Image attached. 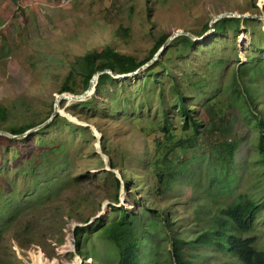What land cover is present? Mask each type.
Segmentation results:
<instances>
[{
  "label": "rangeland",
  "instance_id": "obj_1",
  "mask_svg": "<svg viewBox=\"0 0 264 264\" xmlns=\"http://www.w3.org/2000/svg\"><path fill=\"white\" fill-rule=\"evenodd\" d=\"M67 1H1L0 106L6 107L7 113L0 115V130L47 120L69 75V85L74 89L69 93H83L86 87L77 61L79 56L112 47L142 60L162 33L179 30L203 36L198 44L204 46H196L184 58L168 50L164 58L172 56V60L168 62L169 72H158L160 82L145 77V69L95 90L87 98H92L90 107L80 104L82 101H60L65 114L99 130L101 149L104 141L108 153L103 152L110 165L126 175L127 188L121 186L118 203L114 201V181L104 172V157L97 152L98 139L91 127H70L60 121L42 133L36 134L39 129L11 138L16 140L13 143L3 138L5 135L0 136V264H115L118 247L88 228L79 254L82 259L75 260L74 224L87 227L86 218L98 214L105 203H109L102 215L105 218L113 204L130 211L143 204L152 209L145 213L147 219L167 213L175 223L174 232L192 239L204 228L196 218V210L204 209L208 216H214L241 193L257 197L264 193L256 147L262 129L256 118L260 113L255 109L261 107L264 111V19L251 18L250 27L241 25L237 32L230 29L218 34L212 27L205 30L213 17L224 12L264 14V0ZM220 59L224 61L218 63ZM241 64H246L242 81L256 82L253 114L236 99L239 92L234 89L233 76ZM179 81L184 83L182 91L188 93L186 101L194 117L205 124L209 116L204 104L208 100L218 101V107H223L234 123L231 136L242 139L232 167L235 181L221 191V170L209 159L207 145L200 144L171 154L176 157V164L183 159L189 168H182L184 172L171 180L165 190L156 192L157 176L152 162L157 158L158 140H167L170 130L175 135L172 142L191 134L184 128L186 116L177 98L175 87ZM194 82L198 84L192 86ZM241 89L245 92L243 84ZM61 143L66 147L65 162L47 178H39L45 184L62 182L59 191L47 199L44 189L33 191V177L26 184L27 177L18 172L16 164L41 153V148L47 150ZM8 184L15 186L18 201L6 194ZM37 195H41L42 201ZM16 208V216L8 217ZM260 238L257 245L264 246V234ZM170 244L163 240L160 248L167 250ZM201 251L202 258L207 257L201 263H215L217 256H213L211 248ZM89 255L92 257L87 258ZM222 256L220 264H240L230 253ZM143 257H148L145 250Z\"/></svg>",
  "mask_w": 264,
  "mask_h": 264
},
{
  "label": "trees",
  "instance_id": "obj_2",
  "mask_svg": "<svg viewBox=\"0 0 264 264\" xmlns=\"http://www.w3.org/2000/svg\"><path fill=\"white\" fill-rule=\"evenodd\" d=\"M252 21L253 19L251 18L223 17L214 24V31L218 34L227 33L230 29L237 32L241 29V25H246L247 28L250 27ZM209 28L210 26L207 25L205 30ZM262 33L264 32L262 31ZM169 35V33H162L151 48L149 54L142 60H139L133 55L121 53L112 47H106L102 51L94 50L83 56H79L77 61L79 63L80 72L83 75L85 89H87L90 79L98 70L108 68L117 73L137 70L154 56ZM198 45V42L194 41L189 36H177L163 51L160 56H163V58L157 59L150 65L144 76H150L160 82V78L157 76L158 72L162 70L169 72L168 66L172 60V56L167 59L164 58L168 50H171L173 54L178 52V57L184 58L186 53L189 56ZM203 46L202 44L199 45L200 48ZM221 61L223 62L224 60L220 59L218 63ZM245 65L246 64H241L237 71H235L233 84L234 89L239 92V98L236 99L240 102L242 101L244 107H247L253 114V96L256 82L253 81L246 84L242 81V69ZM70 79L71 77L69 75L68 79L60 88V93L74 91L69 85ZM109 82H117V79L113 78L107 72L102 73L99 76L96 92L101 90L102 87ZM183 84V82L179 81L175 89H177L180 109L186 116L184 128L189 129L191 134L186 138L172 142L175 136L173 131H169L165 127H162L163 131L169 132L167 134V140H158L157 158H154L152 162L153 172L157 176L156 192L158 190H165L171 180H174L178 174H182L181 172H184V169L189 168L188 162L183 159H180V163L176 164L174 160L176 157H171V154L173 155L177 149H183V151H185L195 148L200 144L207 145L210 156L209 159L221 170L219 180L220 182L222 180L224 181V186L217 185L221 186L220 188L218 187V190L221 191V188H225V186L231 185V181H235V174H232V167L237 158L242 139L236 135L231 136V134L234 133V123H232L229 115L224 112L225 109L223 107H218V101L212 102V100H208L207 103L210 101L211 103L204 104V106H207V113L209 116L205 124L203 120L194 117L190 113L192 111L186 101L188 93L187 91H182L184 90ZM197 84L198 82L191 83L192 86ZM242 84L243 87H245V92L241 89ZM91 99L92 98L82 101L80 104L90 107L92 105ZM251 100L252 102H250ZM259 108L261 107L255 108L260 113L259 117L256 116V118L260 130L262 129L257 142L258 146L256 144L259 155L257 164L262 168V175L264 176V117L263 115L261 116V113H264V111L262 112V109ZM6 113V107L0 106V115L5 116ZM45 120L43 119L40 122L31 121L20 126H12L9 127L8 130L14 134H20ZM60 121L70 127L89 128L73 123L67 117L57 114L51 123H49L51 124L50 126L42 127L36 134L44 132L53 125L59 124ZM0 136L2 137L3 135ZM3 138H6L11 143L16 141L6 136ZM103 142L104 141H102L103 151L108 153ZM170 143H172L171 147H169ZM65 152L66 147L64 143L53 145L47 150L41 148V153L31 155L27 159L16 164L18 170H20L18 172L26 175V184H29V178L33 177V191L37 192V189L41 191L44 189L48 199L53 193L59 191L58 188L62 182L55 181L52 183L48 181V183L45 184L39 180V178L44 176L47 178L48 174L51 173L55 167L62 165L65 162ZM177 160H179L178 157ZM104 172L106 175L112 176L116 187L114 201L118 203L122 186L121 179L112 171L106 170ZM122 177L127 188L128 180L126 175L123 173ZM6 194L18 201L15 186L8 184ZM37 198L39 201H42L41 195H37ZM224 206L225 205H223L214 216H208L207 210H196V218L203 223L204 228L200 229V231L195 234L194 238L185 239L174 232L175 223L170 219L167 213L160 212L157 213L156 218L147 219L145 213H149L148 210L152 209L145 208L143 204L138 210L134 211L113 204L110 205L111 212L108 217L95 219V223L90 228V225H87V227L77 226L75 228L74 234L77 240L76 249L78 254H82V246L86 238L84 231L88 228L102 234L104 238L115 243L119 250V258L115 264H204L201 263V261L207 257L202 258L204 253L201 249L207 248H211L215 254L213 256H217L214 264H220L223 258L222 255L225 252L232 254L240 264H264V246L257 245L258 239L264 234V193L259 197L241 193L230 204L226 207ZM17 211L18 208L13 209L12 212L8 214V217L16 216ZM90 218L91 217L86 218V223ZM258 230H261V232L257 233ZM170 231H172L173 234L170 233ZM158 237H160V239H158ZM163 240H169L171 242L167 250L160 248V243ZM144 250L148 252L147 258L143 257ZM90 257L92 256H87V258Z\"/></svg>",
  "mask_w": 264,
  "mask_h": 264
},
{
  "label": "water",
  "instance_id": "obj_3",
  "mask_svg": "<svg viewBox=\"0 0 264 264\" xmlns=\"http://www.w3.org/2000/svg\"><path fill=\"white\" fill-rule=\"evenodd\" d=\"M223 17H239V18H259V19H264V14H260V15H256V14H245V13H236V12H224L221 14L216 15L215 17H213L210 21V27L214 28V24L221 18ZM179 35H186L189 36L191 39H193L194 41H200L202 40L204 37H198L196 36L194 33L187 31V30H179V31H175L173 33H171L169 35V37L166 39V41L163 43V45L157 50V52L154 54V56L145 64H143L142 66H140L137 70L132 71V72H126V73H117L111 69H104V70H98L96 71V73L92 76V78L90 79L89 85L87 87V89L80 94H71L68 91L67 92H61L62 94L58 95L56 97L55 103H54V110L51 114V116L43 121L42 123L33 126L29 129H27L25 132L20 133V134H14L10 131H5V130H0V135H5L7 137L10 138H17V137H21V136H27L35 131H38L39 129H41L42 127L46 126L47 124H49L53 118L57 115V114H62L65 115L66 117H68L70 120H74L77 121L78 123H80L81 125L84 126H88L91 127L94 131V135L97 137L98 142H97V152L102 153L103 157H104V161H105V167L104 170H109V171H114L116 173V175L121 179L122 182V187L124 186V180L122 177V173L118 170L115 169L114 167H112L109 163V157L102 151L101 149V140H102V135L100 134L99 130L93 126L90 125L89 123H82L79 122L76 118H74L73 116H71L70 114H65L64 111H62L60 109V101L62 99H68V100H76V101H83L86 100L89 96H91L92 94L95 93L98 81H99V76L102 73H109L113 78L115 79H126L127 77H129L132 74H137L142 70L147 69L150 65H152L159 57L160 55L163 53V51L165 50V48L171 43V41L176 38ZM109 203H105L102 206V209L99 211L98 214H96L95 216L91 217L90 220L85 224V225H89L92 224L95 219L102 217V215L104 214V211L106 210V208L108 207ZM77 226H84L83 224H74V230ZM75 235V234H74ZM77 256H80L78 254L77 251H75Z\"/></svg>",
  "mask_w": 264,
  "mask_h": 264
},
{
  "label": "bare ground",
  "instance_id": "obj_4",
  "mask_svg": "<svg viewBox=\"0 0 264 264\" xmlns=\"http://www.w3.org/2000/svg\"><path fill=\"white\" fill-rule=\"evenodd\" d=\"M76 259H82V257L76 255L75 260H76ZM81 264H82V263H81Z\"/></svg>",
  "mask_w": 264,
  "mask_h": 264
},
{
  "label": "built area",
  "instance_id": "obj_5",
  "mask_svg": "<svg viewBox=\"0 0 264 264\" xmlns=\"http://www.w3.org/2000/svg\"><path fill=\"white\" fill-rule=\"evenodd\" d=\"M62 2L66 3V2H68V1H67V0H62Z\"/></svg>",
  "mask_w": 264,
  "mask_h": 264
},
{
  "label": "crops",
  "instance_id": "obj_6",
  "mask_svg": "<svg viewBox=\"0 0 264 264\" xmlns=\"http://www.w3.org/2000/svg\"><path fill=\"white\" fill-rule=\"evenodd\" d=\"M1 1H3V0H0V8H1ZM15 2H16V0H15Z\"/></svg>",
  "mask_w": 264,
  "mask_h": 264
},
{
  "label": "clouds",
  "instance_id": "obj_7",
  "mask_svg": "<svg viewBox=\"0 0 264 264\" xmlns=\"http://www.w3.org/2000/svg\"><path fill=\"white\" fill-rule=\"evenodd\" d=\"M125 186V185H124Z\"/></svg>",
  "mask_w": 264,
  "mask_h": 264
}]
</instances>
